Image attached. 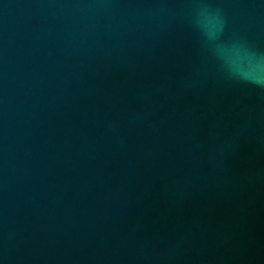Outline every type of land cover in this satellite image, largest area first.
Listing matches in <instances>:
<instances>
[{"label": "water", "instance_id": "1", "mask_svg": "<svg viewBox=\"0 0 264 264\" xmlns=\"http://www.w3.org/2000/svg\"><path fill=\"white\" fill-rule=\"evenodd\" d=\"M0 264H264V0H0Z\"/></svg>", "mask_w": 264, "mask_h": 264}]
</instances>
